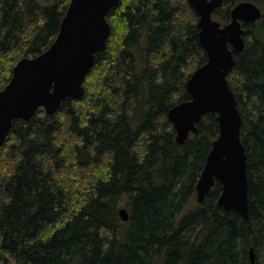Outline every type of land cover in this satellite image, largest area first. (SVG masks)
Listing matches in <instances>:
<instances>
[{
    "label": "trees",
    "instance_id": "trees-1",
    "mask_svg": "<svg viewBox=\"0 0 264 264\" xmlns=\"http://www.w3.org/2000/svg\"><path fill=\"white\" fill-rule=\"evenodd\" d=\"M243 0H223L224 23ZM257 2L264 12V0ZM71 0H0V91L47 50ZM85 95L15 119L0 151V264H264V13L228 74L242 115L249 218L196 185L220 128L208 113L180 144L168 118L208 57L188 0H120ZM130 217L123 221L119 209Z\"/></svg>",
    "mask_w": 264,
    "mask_h": 264
},
{
    "label": "water",
    "instance_id": "water-1",
    "mask_svg": "<svg viewBox=\"0 0 264 264\" xmlns=\"http://www.w3.org/2000/svg\"><path fill=\"white\" fill-rule=\"evenodd\" d=\"M199 15V40L207 61L187 81L191 99L173 106L168 118L183 144L198 129L204 115L216 113L219 136L213 141L196 185L197 201L204 203L216 182L222 184L219 205L249 218V182L246 147L241 138L242 115L228 74L235 65V53L246 47L245 24L263 16L253 0L238 2L226 23L214 18L223 0H188ZM120 0H71L57 38L34 57H23L13 69L9 83L0 91V151L15 119L29 120L43 109L53 115L67 98L81 99L84 81L96 55L107 48L112 26L107 18ZM123 221L130 214L119 209ZM255 263L254 247L250 249Z\"/></svg>",
    "mask_w": 264,
    "mask_h": 264
},
{
    "label": "rangeland",
    "instance_id": "rangeland-1",
    "mask_svg": "<svg viewBox=\"0 0 264 264\" xmlns=\"http://www.w3.org/2000/svg\"><path fill=\"white\" fill-rule=\"evenodd\" d=\"M214 17H215L216 19H218V17H217V16H215V15H214Z\"/></svg>",
    "mask_w": 264,
    "mask_h": 264
}]
</instances>
